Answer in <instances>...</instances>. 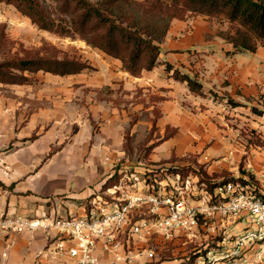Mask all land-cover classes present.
<instances>
[{
	"label": "crops",
	"instance_id": "0c3cea01",
	"mask_svg": "<svg viewBox=\"0 0 264 264\" xmlns=\"http://www.w3.org/2000/svg\"><path fill=\"white\" fill-rule=\"evenodd\" d=\"M229 31L228 21L206 15L173 19L157 65L140 76L99 49L93 53L101 59L97 64L88 61L87 51L92 68L82 73H41L80 77L83 101L74 107L66 102L68 86L34 85L40 73L28 84L0 83L20 92L39 88L43 93L35 98L46 104L33 110L21 94L12 99L0 90V215L81 212L87 199L117 183L129 165L119 162L132 153V136L144 141V158L151 162L193 155L215 180L242 172L264 190V46L237 51ZM184 76L199 83V90ZM57 92L67 96L58 111ZM99 93L112 98L93 97ZM28 109L34 112L27 115ZM40 237L48 242L41 230L0 231V264H16L29 252L42 263L58 264L46 244L40 250L26 243ZM98 254L101 264H109L107 254Z\"/></svg>",
	"mask_w": 264,
	"mask_h": 264
},
{
	"label": "built area",
	"instance_id": "2783aa9c",
	"mask_svg": "<svg viewBox=\"0 0 264 264\" xmlns=\"http://www.w3.org/2000/svg\"><path fill=\"white\" fill-rule=\"evenodd\" d=\"M260 177L264 179V165ZM168 178L176 183L172 193L163 194L150 183L145 193H138L132 191L138 185L136 177L123 169L117 183L87 199L81 212L61 214L52 209L38 217L4 213L0 231L41 230L54 258H69L71 264H101L99 250L108 255L109 264H146L157 256L148 244L152 238L171 240L186 234L192 239L202 227L220 237L214 245L207 243L194 264L264 262L263 188L254 182L229 181L211 192L198 176ZM244 218V226L231 234V227Z\"/></svg>",
	"mask_w": 264,
	"mask_h": 264
},
{
	"label": "trees",
	"instance_id": "16d2710c",
	"mask_svg": "<svg viewBox=\"0 0 264 264\" xmlns=\"http://www.w3.org/2000/svg\"><path fill=\"white\" fill-rule=\"evenodd\" d=\"M0 2L14 5L40 29L61 37L78 36L88 46L120 59L123 68L133 76H140L144 70L157 65L160 43L171 21L189 15L228 21L230 31L226 36L237 51L255 52L259 46H264V0H53V9L42 0ZM91 68L88 61L80 57L27 52L0 61V82L28 84L40 72L67 76ZM183 79L188 80L192 90H199V83L188 76ZM184 170L185 167L170 169L173 174L182 176L188 169ZM202 178L211 192L229 181L254 182L252 178L244 180L237 176L215 180L207 174Z\"/></svg>",
	"mask_w": 264,
	"mask_h": 264
},
{
	"label": "rangeland",
	"instance_id": "374dc122",
	"mask_svg": "<svg viewBox=\"0 0 264 264\" xmlns=\"http://www.w3.org/2000/svg\"><path fill=\"white\" fill-rule=\"evenodd\" d=\"M43 3L49 7H54L53 0H42ZM171 1V0H168ZM91 50L92 60L87 58V51ZM86 51V52H85ZM96 51H99L96 48L88 46L86 41L81 39L78 36H66L61 37L49 31L40 29L37 25L33 24L31 20L22 15L14 5L7 4L4 2H0V61H3L5 58H12L15 56H23L27 52L32 53H41V54H53L57 53L60 57L63 56H76L80 57L83 60L90 61L93 63L100 61V57L96 56ZM94 57V58H93ZM44 72H40V80L37 84H49L53 86L65 85L68 86L72 91L69 94L70 98H66V102H71L70 107L76 106L79 101H83V92H78L79 90H83V81L78 80V78H60L58 76H52L48 74H41ZM93 73V72H92ZM76 79V80H75ZM1 83V82H0ZM22 92L12 90L11 88L0 86L1 93H7L11 96L12 99H15V95H22L23 100L25 101V106L28 108H35L38 106V109H43L46 104H42V102H37V98L35 96L38 93L41 94L43 92H39V88L36 91H33V87H23ZM62 94L56 93V104L55 108L58 111V108L63 107L59 101L65 100L66 94L60 97ZM100 99H111V96L106 94L103 97H100V93L97 96ZM41 99V98H40ZM42 100V99H41ZM27 110V115L32 114L33 110ZM69 110V109H67ZM144 141H136L135 136L129 137L128 143L132 146V153L126 158L122 159L119 163H128L126 168L129 171V175L136 177L137 186L132 188V191L138 193H145L149 187V183L154 186V188H159L163 194H170L174 191L176 183L174 179H169L168 176H173V172L170 171L172 167H185L187 173L186 176H198L199 180L202 181V177L207 175L205 164H199L197 159L192 156H184L182 158L172 160V161H159V162H151L147 158H144ZM140 146V149L138 148ZM173 164H172V163ZM249 161H247L248 164ZM250 163V162H249ZM251 164V163H250ZM140 166V168H139ZM137 167V168H135ZM250 167V166H248ZM189 168L191 170H189ZM131 170V171H130ZM136 175V176H135ZM150 177L151 179H147ZM254 183L258 184L259 182L253 178ZM148 181V182H147ZM157 189V190H159ZM246 222V218L244 221H241L237 224L236 227H231L230 233H234L239 231L244 223ZM199 232L196 234V238L192 236V239L188 237V235H178L171 240H165L163 238L154 237L149 241V245L153 246L156 250L157 256L156 258L149 263L146 264H194V260L199 254H204L206 252V245L208 242L214 245V240L219 239V232H215L212 236V233H208L204 228H200ZM216 235V236H215ZM28 239L26 243L33 244L37 249L42 250L46 246L50 245V242L46 241L44 237ZM145 239L143 240V242ZM47 249V247L45 248ZM40 250L37 252L39 255ZM47 252V250H45ZM24 254L22 260L16 262V264H44L45 262H40L39 258L35 256H29ZM51 254V252H50ZM195 254V255H194ZM42 256H45L43 254ZM53 256V255H52ZM43 257V261H44ZM56 260V258H55ZM58 264H71V261L68 258H59L57 259ZM10 264V259H9ZM11 264H15L12 263ZM47 264V263H45ZM264 264V262L262 263Z\"/></svg>",
	"mask_w": 264,
	"mask_h": 264
},
{
	"label": "water",
	"instance_id": "95a60500",
	"mask_svg": "<svg viewBox=\"0 0 264 264\" xmlns=\"http://www.w3.org/2000/svg\"><path fill=\"white\" fill-rule=\"evenodd\" d=\"M238 177H239V178H242V179H245V180L247 179L246 176H245L242 172H240V173L238 174Z\"/></svg>",
	"mask_w": 264,
	"mask_h": 264
}]
</instances>
